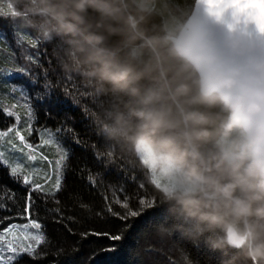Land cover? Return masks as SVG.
<instances>
[{"label": "clouds", "instance_id": "9594fccd", "mask_svg": "<svg viewBox=\"0 0 264 264\" xmlns=\"http://www.w3.org/2000/svg\"><path fill=\"white\" fill-rule=\"evenodd\" d=\"M18 2L57 41L64 72L110 97L106 138L159 181L174 221L161 232L203 242L221 264H264V60L232 62L198 17L148 34L150 0Z\"/></svg>", "mask_w": 264, "mask_h": 264}, {"label": "trees", "instance_id": "16d2710c", "mask_svg": "<svg viewBox=\"0 0 264 264\" xmlns=\"http://www.w3.org/2000/svg\"><path fill=\"white\" fill-rule=\"evenodd\" d=\"M194 1L150 0L146 5L149 14L143 27L148 34L156 36L178 29L186 21ZM9 3L14 10L23 12V4L18 0H0L5 12L9 11ZM27 19L23 15H0V104L21 117L25 116V109L17 101L19 93L11 92L15 87H23L33 96V128L55 132L58 127L66 126L73 129V133L60 135L63 147L68 151L62 190L56 194L60 204L57 205L51 197L33 193L34 218L43 225L41 231L48 241L37 251L45 255L36 259L25 255L18 264H221L224 254L211 250L203 242L194 245L178 232H161V226L167 227L174 221L167 207L161 203L159 192L144 176V168L139 166L138 158L121 146H114L106 138L111 125L110 97L99 93V86L94 81L77 72L65 73L56 55L57 41L46 39L36 28L28 26ZM4 32L5 36L2 35ZM12 71L19 76L11 75ZM45 74L52 84L51 94L50 98L40 102L44 106L38 107L34 94L41 90ZM32 77H36L35 87L30 83ZM14 104L15 108L12 107ZM14 119V116L0 111V129L13 124ZM36 135L35 132L31 136L37 139ZM109 150L113 152L111 158L105 154L98 160L94 155L95 151L107 153ZM39 152L53 161L52 151L47 147H41ZM13 155L23 158V153L18 151ZM88 170L93 174L100 173L96 187L86 180ZM141 183L159 200L157 207L166 214L163 219L153 222L158 219L151 214L155 210L129 218L126 223L130 227L120 229L122 238L116 241L81 235L85 231L100 230L115 233L117 227L125 222L107 213L103 196L111 197L114 186L121 198L126 192L131 197L130 206L135 207L136 196L147 194L139 189ZM121 187L124 192L119 191ZM6 189L15 192L16 197L14 201H4L8 210H0V229L13 222L24 221L18 218V214L23 211L26 193L25 188L9 177L8 169L0 167V190ZM82 204L88 207H81ZM57 207L64 214L60 223L54 221V214L50 211ZM113 209L125 211L115 204Z\"/></svg>", "mask_w": 264, "mask_h": 264}, {"label": "snow or ice", "instance_id": "6c2138e0", "mask_svg": "<svg viewBox=\"0 0 264 264\" xmlns=\"http://www.w3.org/2000/svg\"><path fill=\"white\" fill-rule=\"evenodd\" d=\"M202 3L206 6L210 16L221 18L225 12L231 11V15L236 22H240L241 20L245 24L252 22L256 25L260 33H264V21H262L258 15L260 11H264V0H202ZM7 8L9 11L5 12L3 7H0V15L19 16L18 11L13 9L11 3L7 5ZM24 71L27 72L28 70L24 69ZM30 83L35 87L36 77H32ZM51 89L52 84L45 74L41 90L36 91L34 94L38 107L44 106L40 102L45 101L46 98H50ZM12 91L19 93L17 101L25 109V122L23 127H21L20 115L9 109H5L4 106L0 104V111H5L8 116L15 117L13 124L4 129H0V167L7 168L9 177L26 189L23 211L18 214V218L24 220L25 223L18 224L14 222L9 224L6 228L0 229V264H18L20 259L25 255L33 259L45 255L37 251V248L41 244L48 241L45 233L41 231L43 225L38 219L34 218L32 209L34 204L33 193H40L45 198L51 197L57 205L60 204L56 194L62 190L63 171L68 159V151L63 147L60 135L73 133V129L66 126L58 127L55 132L46 128L42 130L34 129L32 126L35 119V108L32 105L33 96L23 87H15ZM12 107L15 108L16 105L14 104ZM34 131H36L38 140L36 144L30 142L24 135V132H27V135L31 136ZM10 135L14 136L15 139L9 140L8 148L5 149V138L10 137ZM76 139L77 142H79L78 137H76ZM45 145L55 146V151L58 154V158L55 161L49 159L43 152H39V149ZM17 151L24 154L23 158L13 155V153ZM105 154L109 158L113 156V152L110 150L107 151V153H102L100 151L94 152L98 160L103 159ZM37 158L47 162L48 168L44 169L42 173L35 168L29 167V165L25 163V161H35ZM143 174L149 183H151L152 187L159 191L160 184L155 176L146 168H144ZM53 176L55 177L54 179ZM98 178H100V173L93 174L88 170L86 180L93 187L97 186ZM38 180L42 182H37ZM139 189L147 194L136 196L135 207L130 206L129 200L131 197L124 192L123 187L119 190L120 192H124L123 198L117 194V189L114 186L112 187L111 197L107 194L103 196L105 202L104 209L107 213L125 222L117 227L115 233L100 230L92 232L85 231L82 232L81 235L84 238L93 235L97 237H107L109 240L116 241L122 238L120 229L130 227V225L126 223L129 218L138 217L145 212L155 210L151 214L154 217H158V219H155L153 222H159V219H163L166 214L158 209L157 205L159 200L157 197L148 193L144 183L139 185ZM15 197L16 193L11 189L0 190V210H8V205L4 203V201H14ZM113 204L118 205L125 211H114ZM81 207L87 208L88 206L82 204ZM50 211L54 214V221L60 223L64 216L60 208L57 207ZM4 219H9V217H4ZM68 219L71 220L73 217H68ZM68 230L71 232V229Z\"/></svg>", "mask_w": 264, "mask_h": 264}, {"label": "water", "instance_id": "95a60500", "mask_svg": "<svg viewBox=\"0 0 264 264\" xmlns=\"http://www.w3.org/2000/svg\"><path fill=\"white\" fill-rule=\"evenodd\" d=\"M193 17L199 18L217 46L232 62L244 65L254 57L264 60V33H260L254 25L236 22L230 11L225 12L221 18L210 16L202 0L194 1L184 23ZM232 45L237 49L234 53L230 49Z\"/></svg>", "mask_w": 264, "mask_h": 264}, {"label": "rangeland", "instance_id": "374dc122", "mask_svg": "<svg viewBox=\"0 0 264 264\" xmlns=\"http://www.w3.org/2000/svg\"><path fill=\"white\" fill-rule=\"evenodd\" d=\"M1 7V6H0ZM5 27V26H4ZM4 27H2V28H4ZM5 29V28H4ZM6 31V30H5ZM5 32L2 34V35H4L5 36ZM12 40H14V39H12ZM11 73V75H14V76H16V77H18L19 75H17V72L16 71H12V72H10ZM22 76V75H21ZM23 82V81H22ZM9 83L10 84H12V82H10L9 81ZM11 92H13V91H11ZM21 117V116H20ZM23 117V118H22ZM21 117V121H20V126L21 127H23V125H24V122H25V116H22ZM34 129H36V130H41L40 128H34ZM36 131H34L33 132V134L35 133ZM24 135L26 136V132H24ZM37 136V135H36ZM11 137H14V136H12V135H10V137H8V138H5V141H4V147H5V149H7L8 148V141L9 140H14V139H9V138H11ZM27 139L30 141V142H32L33 144H36V143H38V140L37 139H35V137L33 138L32 136L30 137V138H28V135H27ZM35 141V142H34ZM18 143V142H17ZM44 147H47L48 148V150H51L52 151V153H51V155L54 157L53 158V161H55L57 158H58V154L56 153V151H55V146L54 145H45ZM19 152V151H18ZM24 155V154H23ZM29 162V164H31L30 165V167H32V168H35V169H37L39 172H43V170L44 169H46V168H48V165H47V162L46 161H41L39 158H37V160H35V161H25V163H28ZM28 164V165H29ZM14 223V222H13ZM15 223H18V224H23V223H25V221H17V222H15ZM6 228V227H5ZM2 229H4V228H2ZM31 231H35V230H31Z\"/></svg>", "mask_w": 264, "mask_h": 264}, {"label": "bare ground", "instance_id": "6f19581e", "mask_svg": "<svg viewBox=\"0 0 264 264\" xmlns=\"http://www.w3.org/2000/svg\"><path fill=\"white\" fill-rule=\"evenodd\" d=\"M6 33H8V31L6 30Z\"/></svg>", "mask_w": 264, "mask_h": 264}]
</instances>
